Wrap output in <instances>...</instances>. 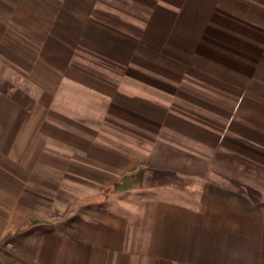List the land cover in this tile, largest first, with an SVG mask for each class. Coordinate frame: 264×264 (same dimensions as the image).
I'll list each match as a JSON object with an SVG mask.
<instances>
[{
    "label": "crops",
    "instance_id": "crops-1",
    "mask_svg": "<svg viewBox=\"0 0 264 264\" xmlns=\"http://www.w3.org/2000/svg\"><path fill=\"white\" fill-rule=\"evenodd\" d=\"M0 264H264V0H0Z\"/></svg>",
    "mask_w": 264,
    "mask_h": 264
},
{
    "label": "rangeland",
    "instance_id": "rangeland-1",
    "mask_svg": "<svg viewBox=\"0 0 264 264\" xmlns=\"http://www.w3.org/2000/svg\"><path fill=\"white\" fill-rule=\"evenodd\" d=\"M159 174H160V172H154L152 175L153 176H157V175L159 176ZM167 174H168V176H173V178L170 180L171 183H173V185H172L173 188L186 189V190L188 189V187H186L185 185H182L183 184V180L179 179L176 174H173L172 172L171 173H167Z\"/></svg>",
    "mask_w": 264,
    "mask_h": 264
}]
</instances>
